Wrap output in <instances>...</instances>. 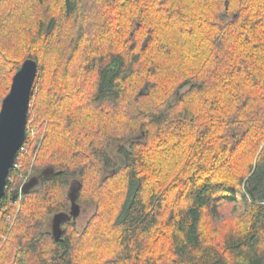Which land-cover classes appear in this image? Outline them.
Returning a JSON list of instances; mask_svg holds the SVG:
<instances>
[{
    "label": "trees",
    "instance_id": "1",
    "mask_svg": "<svg viewBox=\"0 0 264 264\" xmlns=\"http://www.w3.org/2000/svg\"><path fill=\"white\" fill-rule=\"evenodd\" d=\"M54 1L0 0V108L23 61L39 64L29 149L1 199L0 264L16 251L14 264H264V0ZM122 110L144 121L149 140L121 147L117 163L108 146ZM34 113L44 125L36 143ZM31 155L35 175L54 173L21 192L17 165ZM120 171L126 185L100 244L96 219L81 235L76 218L64 220L56 239L52 220L70 213L72 181L81 205L89 179L102 189ZM223 204L241 207V225L210 240L203 219ZM116 235L118 255L101 250Z\"/></svg>",
    "mask_w": 264,
    "mask_h": 264
},
{
    "label": "rangeland",
    "instance_id": "2",
    "mask_svg": "<svg viewBox=\"0 0 264 264\" xmlns=\"http://www.w3.org/2000/svg\"><path fill=\"white\" fill-rule=\"evenodd\" d=\"M50 2V4H54V0H48ZM26 5H24L25 8ZM36 8V7H35ZM34 8V9H35ZM29 10V8H26V10ZM38 13V9L35 10V13L33 12V15H37ZM69 23V22H68ZM66 23V25L68 24ZM67 33L64 32L63 34H60L61 36H59V33L56 34V38H60V37H64ZM93 37H91L92 39ZM56 40V39H55ZM55 45V44H54ZM41 57H44L41 55ZM48 68H50L48 66ZM47 68V73L49 72ZM49 75V74H48ZM62 76V74H60ZM59 76V77H61ZM84 84V83H83ZM187 89V88H186ZM37 98V97H36ZM87 98V97H86ZM84 100H76L74 101V106L73 108L76 109L78 107V105L83 102ZM37 104H40V101L37 100ZM132 109V108H130ZM46 109L44 108L43 110L41 109L42 112H44ZM133 112H137L133 111ZM36 113V112H35ZM35 113L33 114V120H31V124H30V135L31 138L33 139V142L35 141L36 143V137H40V130L43 132V127L42 126V119L40 118V115L38 117L39 120H37V116L35 115ZM141 115V114H139ZM41 117H42V113H41ZM118 124H120L119 129L121 130V137L119 136L118 139L114 140L111 142V144L108 146L109 148V153L111 154V157L115 160V162L118 163V161H120L121 157L119 156V151L121 149V147H129L131 145V143L134 142H139L141 143V145H145L146 143H148L149 138L145 137L143 139L140 138V134L142 132V130L144 129L143 125H144V121H138L136 123H134L132 116H130L129 114L126 115V111H121V113L118 115ZM96 119V116H95ZM154 133L157 135L162 134V131H160V129L154 127L153 128ZM41 138V137H40ZM151 142V141H150ZM41 144V142H40ZM28 147L25 149V153L28 152ZM32 150L33 153V149L30 148V151ZM33 155V154H32ZM30 156L26 161L22 162L21 160L19 161L18 165H17V174L19 179L21 178V185H23V183H25L26 181H28L31 177H33L34 171H35V164H33V156ZM36 158V156H34ZM165 158V156H164ZM45 167L42 168V170ZM109 171H107L108 173ZM16 174V175H17ZM20 175V176H19ZM96 177V176H95ZM98 178V177H96ZM152 180L156 179V176H151ZM160 178V177H159ZM95 178H93L91 181L90 179L87 181V185L85 186L83 195L80 199V211L76 217L75 223L73 226L74 231L76 233H79V235H81L84 231H86L88 225H90V223L93 221V219H96V227L94 228V224H92V229L93 232H96V236L94 238V245L96 244V246L99 243L98 240H100L99 236H100V228H102V224H107L106 227L112 225V220H113V210L114 208H116V206L120 203V199H121V194L119 193V190H124V185H126V172L125 171H120L118 173V175L113 179L108 181L107 184H104V186L101 189V185L99 186V183H95L93 182ZM164 179V178H163ZM21 185H18L17 187H19L18 189L21 188ZM16 188V187H15ZM69 188V185L67 187H65L63 189V191L67 190ZM119 198V200H117ZM117 201V202H116ZM169 202H172V198L169 199ZM115 204V205H114ZM169 206L174 205L177 206L176 204H174V200L172 203H168ZM19 209L20 204L17 206ZM69 207H70V203H69ZM238 209H241V207L239 208V206H237V208L233 205V204H223L221 205V209H220V214H219V218L217 217V219L212 218L211 215L206 214V216L203 219L202 222V231L204 233V235L208 238V239H216V241H221L224 232L232 226H239L241 225L240 223V219L236 220V215H237V211ZM52 215H50V219H51ZM166 219V217L164 218V220ZM237 221V222H236ZM164 223L159 226V228L156 231V237H157V243L158 244H162L163 242H165L163 239H165L164 234L161 233V230L164 229ZM1 236V235H0ZM117 235L112 237L111 240L109 241H103L101 244V250L103 251H112V249L114 250V256L118 255L119 253V248H117ZM3 244L6 243V237H3L2 239ZM94 245H92L91 251H93L94 253L97 252L96 250H98L99 246L96 248ZM165 244L162 245V248H164ZM94 247V248H93ZM46 249V248H45ZM87 249V250H86ZM81 248L80 251V257L84 256V254L86 253V251H88V248L86 247ZM90 249V248H89ZM3 251V250H2ZM1 254V253H0ZM16 255H17V251H16ZM15 256H13L10 260H8L7 264H14L15 262ZM103 257L105 255H102ZM84 257H82V260H79L80 263L83 264V262H85V260L83 259ZM92 258V256H91ZM86 263V262H85ZM103 264L102 262H97L96 260V264ZM88 264H92L91 262H88Z\"/></svg>",
    "mask_w": 264,
    "mask_h": 264
},
{
    "label": "water",
    "instance_id": "3",
    "mask_svg": "<svg viewBox=\"0 0 264 264\" xmlns=\"http://www.w3.org/2000/svg\"><path fill=\"white\" fill-rule=\"evenodd\" d=\"M39 70L35 58H26L15 72L9 93L2 101L0 108V208L1 199L6 195V183L10 170L13 168L17 153L28 134V117L32 89ZM53 167H48L40 175H34L21 187V192H28L36 186L41 176H51ZM80 187L78 180L71 183L69 197L71 199L70 213H58L52 220V233L56 239L62 235L61 224L64 220L76 218L80 204L76 201ZM18 192L15 190L13 196Z\"/></svg>",
    "mask_w": 264,
    "mask_h": 264
},
{
    "label": "built area",
    "instance_id": "4",
    "mask_svg": "<svg viewBox=\"0 0 264 264\" xmlns=\"http://www.w3.org/2000/svg\"><path fill=\"white\" fill-rule=\"evenodd\" d=\"M20 149H21V151H25V147H22V146H21ZM14 165H15V164H14Z\"/></svg>",
    "mask_w": 264,
    "mask_h": 264
},
{
    "label": "bare ground",
    "instance_id": "5",
    "mask_svg": "<svg viewBox=\"0 0 264 264\" xmlns=\"http://www.w3.org/2000/svg\"><path fill=\"white\" fill-rule=\"evenodd\" d=\"M23 186V185H22Z\"/></svg>",
    "mask_w": 264,
    "mask_h": 264
}]
</instances>
